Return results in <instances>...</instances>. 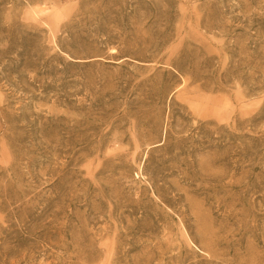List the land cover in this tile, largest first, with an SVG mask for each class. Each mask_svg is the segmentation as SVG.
Wrapping results in <instances>:
<instances>
[{
	"label": "rangeland",
	"instance_id": "obj_1",
	"mask_svg": "<svg viewBox=\"0 0 264 264\" xmlns=\"http://www.w3.org/2000/svg\"><path fill=\"white\" fill-rule=\"evenodd\" d=\"M0 264H264V0H0Z\"/></svg>",
	"mask_w": 264,
	"mask_h": 264
}]
</instances>
